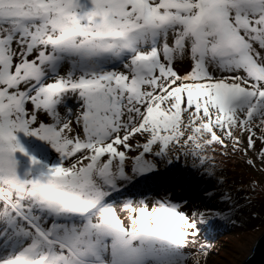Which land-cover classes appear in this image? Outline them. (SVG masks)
Returning a JSON list of instances; mask_svg holds the SVG:
<instances>
[{
	"label": "snow or ice",
	"instance_id": "obj_1",
	"mask_svg": "<svg viewBox=\"0 0 264 264\" xmlns=\"http://www.w3.org/2000/svg\"><path fill=\"white\" fill-rule=\"evenodd\" d=\"M213 142L264 167V0H0V264H200L225 212L154 194Z\"/></svg>",
	"mask_w": 264,
	"mask_h": 264
},
{
	"label": "rangeland",
	"instance_id": "obj_2",
	"mask_svg": "<svg viewBox=\"0 0 264 264\" xmlns=\"http://www.w3.org/2000/svg\"><path fill=\"white\" fill-rule=\"evenodd\" d=\"M190 63V59L176 62L180 71L186 70ZM69 68L70 65L67 67L65 63L61 71L65 72ZM67 106L72 107L74 112L79 111L78 102L74 98H67L66 105H61L62 113L66 112ZM45 122H51L50 118H46ZM239 132L237 129L235 134ZM18 135L28 153L35 155L39 160V163L32 164L29 155L18 151L16 153L19 160L18 172L21 175L26 169L31 168L35 173L44 165L59 162L60 155L49 142L35 135H25L23 132ZM254 142L256 148H260L258 133ZM211 148L210 155L214 161L213 175H204L200 170L203 165L200 168L195 167L188 157H184L181 162L177 156L174 165L163 173V186L154 195L171 193L175 200L187 201L192 208H199L201 211L217 209L224 211L225 215L221 218L200 225V240L213 245V250L209 251L208 256L201 257L200 264H239L250 254L256 238L264 230V167L260 165L259 160L255 166L250 167L239 153L230 150L221 152L214 142ZM197 185V188L200 187L202 190L200 198L196 202L189 201L185 197V191L187 187L195 189L193 186ZM211 191H215L216 194L209 198L208 194ZM223 194L230 196L229 203L238 205V210L233 209L234 214H227L228 204L220 199ZM195 250L193 246V253ZM188 264L195 262L189 260Z\"/></svg>",
	"mask_w": 264,
	"mask_h": 264
},
{
	"label": "water",
	"instance_id": "obj_3",
	"mask_svg": "<svg viewBox=\"0 0 264 264\" xmlns=\"http://www.w3.org/2000/svg\"><path fill=\"white\" fill-rule=\"evenodd\" d=\"M186 182V181H185ZM195 189H191L187 187L185 191V197L192 202L198 201L201 195V188H197V186H193ZM239 264H264V230L262 233L256 238L250 254Z\"/></svg>",
	"mask_w": 264,
	"mask_h": 264
},
{
	"label": "trees",
	"instance_id": "obj_4",
	"mask_svg": "<svg viewBox=\"0 0 264 264\" xmlns=\"http://www.w3.org/2000/svg\"><path fill=\"white\" fill-rule=\"evenodd\" d=\"M66 65H67V67H68V64H67V63H66ZM63 67H64V65L62 66V68H63ZM62 68H61V69H62ZM236 193H237V192H236ZM234 194H235V193H234ZM234 194H233V195H234Z\"/></svg>",
	"mask_w": 264,
	"mask_h": 264
}]
</instances>
